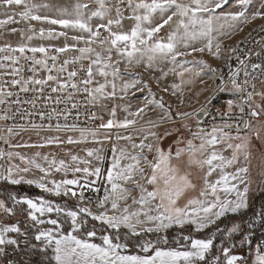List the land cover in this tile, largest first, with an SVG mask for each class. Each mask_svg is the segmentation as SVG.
<instances>
[{
	"label": "snow or ice",
	"instance_id": "1",
	"mask_svg": "<svg viewBox=\"0 0 264 264\" xmlns=\"http://www.w3.org/2000/svg\"><path fill=\"white\" fill-rule=\"evenodd\" d=\"M0 9V264H264V0Z\"/></svg>",
	"mask_w": 264,
	"mask_h": 264
},
{
	"label": "rangeland",
	"instance_id": "2",
	"mask_svg": "<svg viewBox=\"0 0 264 264\" xmlns=\"http://www.w3.org/2000/svg\"><path fill=\"white\" fill-rule=\"evenodd\" d=\"M3 11H4L3 9H0V12H3ZM0 18H3V17H0ZM260 22H264V21H262V20H256V21H254L250 25L243 26L244 27L243 32H245L246 30H248V32H249L252 28H254ZM13 27L19 28L20 27V24H9V25L6 26V28H8V29L13 28ZM0 31H3L4 32V34L2 36H0V45H3V43H5V41H10V38L13 36V34H15V33L7 32V31H4V30H0ZM243 32H237L236 34H234L232 36L231 39H225L224 40V45L227 47L228 44L234 42V40H236L237 37L240 36ZM244 35L245 34H243L242 36H244ZM242 36H240V38ZM199 58H200V55L197 54V59H199ZM188 59H192V57H189ZM204 59L208 60V62L211 63V64H213V66L221 65L222 62H223V61L216 62V61L213 60V58L208 57V56H205ZM170 80H171V78H169V82H170ZM208 84L210 85L211 84V81H208ZM199 87H203V85H198L197 88L193 89L191 93H188L186 95V97H185L186 102L188 101V99H190L194 95V93L196 91L199 90ZM156 90L159 91L158 89H156ZM160 94L164 96L165 100L168 101V103L172 104V106H173L174 109L176 108V105L179 104V101L175 97H170L167 93H160ZM202 99H203V97H201V100ZM194 106H198V105H194ZM183 110L184 111H190L191 109L190 108H185ZM256 143H257V145L259 144V142H256ZM22 151H24V150H22ZM254 153H255V150H254ZM258 155H259L258 153H255V156H254V159H253V162H252V170H253V176L252 177H253V180L254 181H258L259 180V177L257 175V171H258L257 165L259 163V160H258V158H256V157H258ZM253 185H254L253 187H256V183H254ZM24 186L31 187V186H28V185H24ZM33 188H35V187H33ZM15 191H17L21 195L27 194V195L32 196V197H36L38 195H46V194H43V193L39 194V192H40L39 190H38L39 192L37 194H30V193H27V192H20L18 190H15Z\"/></svg>",
	"mask_w": 264,
	"mask_h": 264
},
{
	"label": "built area",
	"instance_id": "3",
	"mask_svg": "<svg viewBox=\"0 0 264 264\" xmlns=\"http://www.w3.org/2000/svg\"><path fill=\"white\" fill-rule=\"evenodd\" d=\"M262 25H264V22L257 24L254 28H252L244 36H242L241 38H239L235 42L228 44V46H235L237 44H240L241 42H246L249 46H251L252 44H254L255 40H258L261 38V36H264V33L259 31ZM222 64H223V62H222ZM210 86H213V81H211ZM0 147H4V145L0 144ZM262 242H264V241H262Z\"/></svg>",
	"mask_w": 264,
	"mask_h": 264
},
{
	"label": "crops",
	"instance_id": "4",
	"mask_svg": "<svg viewBox=\"0 0 264 264\" xmlns=\"http://www.w3.org/2000/svg\"><path fill=\"white\" fill-rule=\"evenodd\" d=\"M261 23V22H260ZM23 24H20V27H23ZM19 27V28H20ZM163 31V30H162ZM248 32V30H246L245 32H243L240 36H242L243 34H246ZM240 36L237 37L236 40H238L240 38ZM234 40V42L236 41ZM13 45L17 44L19 42V34L15 33L13 34V36L10 38V41ZM33 43H37L36 41H34ZM2 44V43H1ZM4 44V43H3ZM135 71H140V69H136ZM168 102V101H167ZM174 109V108H173ZM149 115L155 116L156 113H149ZM105 119H107V117H105ZM167 127H172V125H168ZM161 131H163V129H161ZM169 143V140H165L164 141V146L166 147L167 144ZM252 176H253V170H252ZM254 186V185H253ZM256 187H253V190L255 191Z\"/></svg>",
	"mask_w": 264,
	"mask_h": 264
},
{
	"label": "trees",
	"instance_id": "5",
	"mask_svg": "<svg viewBox=\"0 0 264 264\" xmlns=\"http://www.w3.org/2000/svg\"><path fill=\"white\" fill-rule=\"evenodd\" d=\"M13 187L14 190H18L20 192H27L30 194H37L39 191L33 187H26L24 185H20V186H11ZM39 194H41V192H39ZM257 204L259 203V198H257ZM225 223H227V221H225ZM222 227L224 226V224L221 225ZM207 231H211V230H207ZM202 235V234H199Z\"/></svg>",
	"mask_w": 264,
	"mask_h": 264
}]
</instances>
